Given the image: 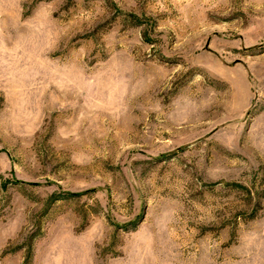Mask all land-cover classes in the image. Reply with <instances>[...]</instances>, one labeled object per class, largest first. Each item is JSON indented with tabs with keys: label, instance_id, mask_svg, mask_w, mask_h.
Wrapping results in <instances>:
<instances>
[{
	"label": "rangeland",
	"instance_id": "1",
	"mask_svg": "<svg viewBox=\"0 0 264 264\" xmlns=\"http://www.w3.org/2000/svg\"><path fill=\"white\" fill-rule=\"evenodd\" d=\"M0 264H264V0H0Z\"/></svg>",
	"mask_w": 264,
	"mask_h": 264
}]
</instances>
